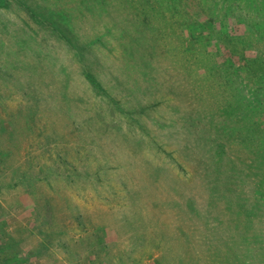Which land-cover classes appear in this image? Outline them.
<instances>
[{
    "label": "rangeland",
    "instance_id": "1",
    "mask_svg": "<svg viewBox=\"0 0 264 264\" xmlns=\"http://www.w3.org/2000/svg\"><path fill=\"white\" fill-rule=\"evenodd\" d=\"M0 264H264V0H0Z\"/></svg>",
    "mask_w": 264,
    "mask_h": 264
},
{
    "label": "trees",
    "instance_id": "2",
    "mask_svg": "<svg viewBox=\"0 0 264 264\" xmlns=\"http://www.w3.org/2000/svg\"><path fill=\"white\" fill-rule=\"evenodd\" d=\"M6 130V129H5ZM7 132L10 134V132L7 130Z\"/></svg>",
    "mask_w": 264,
    "mask_h": 264
}]
</instances>
